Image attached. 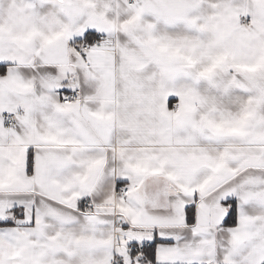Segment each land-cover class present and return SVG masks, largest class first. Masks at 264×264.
<instances>
[{
	"label": "snow or ice",
	"instance_id": "6c2138e0",
	"mask_svg": "<svg viewBox=\"0 0 264 264\" xmlns=\"http://www.w3.org/2000/svg\"><path fill=\"white\" fill-rule=\"evenodd\" d=\"M0 264H264V0H0Z\"/></svg>",
	"mask_w": 264,
	"mask_h": 264
}]
</instances>
